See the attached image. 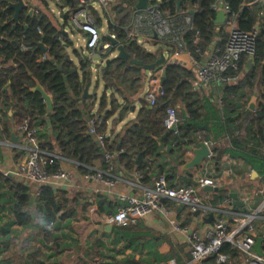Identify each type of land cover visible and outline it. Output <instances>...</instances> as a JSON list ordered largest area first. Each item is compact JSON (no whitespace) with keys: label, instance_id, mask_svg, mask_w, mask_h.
<instances>
[{"label":"trees","instance_id":"16d2710c","mask_svg":"<svg viewBox=\"0 0 264 264\" xmlns=\"http://www.w3.org/2000/svg\"><path fill=\"white\" fill-rule=\"evenodd\" d=\"M8 1L16 0H0V134L3 139L9 140L12 129L27 120L29 127L36 130L41 148L57 156L47 161L45 167L48 173L60 171L61 158L75 161L81 175L93 173L87 167L106 171L108 166L104 154L109 153L113 174L117 164L130 174H141L140 180L144 184L153 181L154 171L157 176L164 175L171 186L179 183L195 186L191 171L181 172L182 176H179L176 169L166 164L163 158H166V154L178 155V163L183 165L185 159L182 155L186 147L197 146L198 140L216 144L228 138V144H223L221 148L213 147V155L207 163L216 167L225 154L234 162L247 163L264 178V5L259 0L250 5L244 4L246 0H222L230 13L237 15L238 27L244 31L256 30V38L251 67L245 70L249 60L241 59L238 80L219 88L223 104L221 108L212 100L214 90L210 93L192 90L195 77L191 70L168 64L162 84L163 95L157 98L152 108L142 100L133 118H129V115L135 112V95L141 89V81H145L148 71L128 60L110 58L107 69H101L102 96L98 101L94 95L83 99L84 87L91 77L88 60L77 50H73L76 61L65 59L66 49L71 45L67 35L53 23L51 16L33 5L29 7L35 8L38 13L29 16L28 8L21 11L18 23L13 27L14 11L8 8ZM169 1L174 28L182 32V40L194 56L199 57L196 48L204 57L213 51L222 52L227 39L225 23L217 29L213 22L220 0ZM39 2L46 8L45 0ZM59 2L62 7L75 4V0ZM136 3L137 0H117L112 7L115 16L113 22L118 26L128 24ZM165 4L166 0H162V8L169 7ZM189 11L194 13L191 14V24L186 25L184 15ZM97 18L100 26L98 13ZM118 41L130 58L142 64L157 60L156 54L146 52L133 42L121 38ZM39 42L48 48L53 62L44 58L37 48ZM160 43L170 50L168 43ZM160 70L161 67H156L152 72ZM36 83L51 97L50 112L46 110L40 94L31 91ZM254 92H257V103L255 111H251L248 109V99ZM169 107L176 108L178 132H169L162 143H158L156 138L165 132L163 120ZM112 118L115 122L126 121L120 131H110L101 147L88 132L89 120H94L96 132L107 133L108 122ZM164 145L167 147L166 154L161 152ZM139 153L142 160L136 164ZM153 165L157 170L153 169ZM232 167L235 170L239 168L237 163ZM0 181L8 183L1 175ZM7 186L15 199L12 202L15 221L21 224L29 217L28 187L14 182ZM211 195L212 204H218L227 197L226 193L219 192ZM60 200L55 190L44 184L39 187V194L35 198V211L47 222H53L61 211ZM121 229V226L115 225L114 235L129 238ZM262 238L264 248V236ZM128 243H131L130 238ZM221 252L228 256L231 264H240L241 254L229 244H224ZM186 259L190 262V255ZM230 263L227 261L224 264ZM131 264L139 263L131 261ZM201 264L216 263L214 258H209Z\"/></svg>","mask_w":264,"mask_h":264},{"label":"crops","instance_id":"0c3cea01","mask_svg":"<svg viewBox=\"0 0 264 264\" xmlns=\"http://www.w3.org/2000/svg\"><path fill=\"white\" fill-rule=\"evenodd\" d=\"M23 1L25 3L27 0ZM57 1L60 9L68 7L60 6L62 4L59 0ZM256 1L258 0H246L244 4L250 5ZM25 4L28 10L31 9L29 0ZM35 7L37 10L45 11L47 15L52 17L53 23L57 27L59 26L56 23V19L53 18L54 16L47 12V6L46 8ZM71 7L72 5L68 8ZM94 14L97 19V13ZM112 15L114 19L113 12ZM59 17L62 20H68L65 14H60ZM100 23L102 25L101 21ZM77 32L79 33L80 31L77 30ZM151 53L156 54V56L159 55L157 48L151 50ZM181 59L186 63L183 68L191 70L194 75V69L190 68L189 58L183 55ZM245 59L249 60L251 67V58ZM103 63H105V60ZM100 67L101 74L104 64H101ZM160 67L162 70L165 65ZM250 67L245 66V70ZM154 72L158 73L159 71ZM144 80L147 82V77H144ZM141 82L142 87L135 95L137 100L134 103L135 112H132L129 118L135 116L137 109L142 105V100L146 103L144 96L145 81ZM224 85L226 83L216 84L210 82L200 88V90H204L206 93L214 90L215 94L214 96L212 95V100L221 108L223 104L219 88ZM255 102L257 103V97ZM95 109H97V106ZM125 121L126 119L115 122L113 118L110 119L108 122L109 135L110 131L113 133L120 131ZM12 135L16 140L19 138V135L15 132V127L12 129ZM0 140H5L1 137V134ZM223 144H228V139L216 144L212 143L210 150L213 153L215 145L221 148ZM166 149L167 147L164 145L161 152L166 154ZM166 155L163 161L176 169L179 176H182L181 172H184V170H181L182 165L178 163L180 157L173 154ZM192 156V152L185 149L182 158L186 162ZM23 158V155L18 154L15 150L0 146V175L8 180L6 184L0 181V264H131V261L139 264H189L190 262L186 258L190 255L191 243L186 237V232L175 228L173 222L180 228L196 230L200 236H204L212 228V224L217 218V215H213L210 222H205L203 219L206 216L202 217L199 214L194 216L186 208L169 203V213L156 212L141 218L136 224L121 227V231L131 240L129 244V238L121 237V234L118 236L114 235L113 228L115 225L109 223L107 217L113 214L121 204L117 199L118 194L139 196L140 191L130 183V181H135L136 172L130 174L125 168L117 167V164H115L116 170L112 174L116 179L113 185H108L96 179L85 178V175H81L77 171L73 160L62 158L60 171L66 172L69 178L67 180L52 181L47 184L61 198V211L56 214V220L47 222L41 214H37L35 211V198L39 194L36 184L26 181L19 175V168ZM208 160L209 158L204 160L199 168L187 170L191 171L194 176V183L200 176L211 177L215 180L216 186L212 187L215 189L211 191H205L203 188L197 189L198 197L205 204L220 205L224 200L230 199L228 194L231 192L236 193L238 199L244 202L245 210L257 206L264 199V178L260 177L247 163L234 162L225 154L222 155L216 167L209 165L207 163ZM140 161H135V163L139 164ZM235 163L239 167L236 170L232 167ZM153 169L157 170L155 165H153ZM152 176L153 180L157 177L154 171H152ZM12 182L22 183L28 187L29 217L27 221L21 224L15 221V213L12 211V202L15 199L12 196V191L7 188V185ZM216 192L226 193L227 197L218 204H212L211 194ZM245 210L236 209L239 212ZM226 221L232 226L237 224V219L234 216L226 217ZM107 225H110L111 228H107ZM251 234L255 240L257 237L262 238L264 236V223L256 221L253 224ZM261 249L264 255L263 241ZM239 253L241 254L240 264H247L246 256L241 252ZM214 259L216 264H221V262L216 261L215 257ZM227 261L230 263L227 258L223 264Z\"/></svg>","mask_w":264,"mask_h":264},{"label":"built area","instance_id":"2783aa9c","mask_svg":"<svg viewBox=\"0 0 264 264\" xmlns=\"http://www.w3.org/2000/svg\"><path fill=\"white\" fill-rule=\"evenodd\" d=\"M262 4L264 0H259ZM169 0H166V6L162 8V0H147L145 9H134L131 13V19L128 24L118 26L113 22L112 7L117 0H75L71 8H62L59 14H65L68 17L73 28L83 33L84 45L80 48V55L84 56L89 62L90 72L97 73L93 67L94 57L100 58V63L107 58H116L117 46L121 38L124 41L133 42L141 46L146 52L150 48L145 45L147 42L154 43L157 46L159 55L163 54L166 65L176 64L182 67L186 63L181 59L186 55L190 60V68L194 69L195 81L192 84V90L197 91L210 82L216 84L235 83L239 78V62L242 58H252L255 53L256 30L244 31L237 25V15L231 14L226 5L220 0L216 7L217 11L223 9L226 13L225 27L227 39L222 52L213 51L204 57L198 48L195 52L199 57L187 49L183 40L182 32L174 28V23L170 18ZM264 5V4H263ZM27 6V5H26ZM33 8V7H31ZM35 14L38 11L33 8ZM191 11L184 15V22L190 25ZM98 17L103 25H97ZM107 35L104 36V30ZM120 37V38H119ZM145 43L141 44L143 39ZM115 40L117 44H113ZM197 38H195V41ZM160 42H166L170 45V50L161 46ZM123 46V45H122ZM44 58L46 55L43 53ZM92 78V76H91ZM93 78H97L94 76ZM147 82L145 84V102L148 107L155 106L157 98L163 95L160 85L161 70L158 73L148 71ZM179 118L176 109L169 107L166 109L163 126L166 131L177 134V125ZM89 134L93 136L102 147L105 138L109 133H98L94 128V120H89ZM15 132L19 135L16 142L11 140H0V146L10 148L23 155V162L19 168V175L26 181L36 184L37 192L39 187L49 184L52 181L67 180L68 174L64 171L48 173L46 163L51 157H57L54 153L41 148L36 135L35 128H30L27 120H23L15 126ZM237 134V133H236ZM225 138L224 140H227ZM210 150L212 142L204 141ZM213 155L209 151L208 158ZM62 159V158H61ZM104 161L108 168L106 171H95L90 167L93 173L85 174V178L96 179L108 185H113L115 176L111 173V154H104ZM76 164L75 161H73ZM141 174H135V181H130L133 187L140 193L138 197L118 194L117 199L121 202L117 210L107 217V221L116 226H127L136 224L141 218L154 213L167 214L170 212L169 203L182 206L190 213L198 211L199 216L205 217L209 213L217 215L212 224V228L200 236L196 230L180 228L173 222L175 228L186 232V237L191 243L190 263L201 264L209 258H216L217 262H225L228 256L221 252L224 244H229L237 251L246 256L247 264H264V255L259 256L253 249L255 242L251 234L253 224L256 221L264 223V199L254 207L245 211H234L231 200L226 199L220 205L205 204L197 195L198 188L205 186L215 187L216 182L213 178L200 176L196 180L195 186H185L182 184L169 185L164 175H158L151 184L141 182ZM234 216L237 224L233 226L226 221V217Z\"/></svg>","mask_w":264,"mask_h":264},{"label":"water","instance_id":"95a60500","mask_svg":"<svg viewBox=\"0 0 264 264\" xmlns=\"http://www.w3.org/2000/svg\"><path fill=\"white\" fill-rule=\"evenodd\" d=\"M146 7H147V0H137V3L135 5L136 9H145ZM8 8L13 9V11H14L13 12V18H12L13 27H14L18 23L20 12L25 10L27 8V6L23 0H17L16 2H9L8 1ZM32 12H33V8L29 9L28 15H31ZM190 13L193 14L194 12L191 11ZM262 16H264V14ZM225 20H226L225 11L223 9L218 10L217 14L213 20L214 24H216L218 26L217 29H219L220 25L223 24L225 22ZM257 28H258V24H256L255 29H257ZM62 32L64 35L66 34L64 31H62ZM111 41L113 44H117V42L115 40H111ZM37 48H39L42 51V53H44L46 55V58L48 61L53 62V58L49 56L47 47H45L41 42H39L37 44ZM117 50H118V53H117L116 58L128 60L132 64L142 66V69L144 71H152L156 67H160V66L165 65V67H163L161 70L160 85L162 86L164 78H165V68L167 66L165 63L166 60H165V57L163 56V54H160L159 58L151 64H142L141 61L130 58L122 45L119 44L117 46ZM65 59L72 60L71 58H69L68 52L65 55ZM109 61H110V59H108V58L105 60L104 71L107 69ZM246 67H250V62L247 63ZM91 81H92V78L90 77L87 84L84 87V90H83V94H82L83 99L89 98L91 96V94L88 93V89L90 87ZM31 91L38 92L40 94L41 98L44 101L46 110L48 112H50L52 109V100H51V97L45 92L43 87L41 85H39L38 83H36V85L31 89ZM253 95L254 96H252L248 102V108L251 111H255V109H256V104H255L256 102L255 101H256V97H257V92H254ZM168 135H169V131H165L162 136H160L159 138L156 139L157 142L160 143ZM10 140L12 142H16V139H15V137H13V135L11 136ZM186 150L191 151L193 156L181 166L182 171L183 170L184 171L193 170L195 168L201 167L204 160H206L208 158L209 151H210L209 148L204 143V141H200V140H198L197 147L193 148L192 146H188V147H186ZM140 159L141 158H140V154H139L137 156L136 161L139 162ZM254 174H255V172H254ZM203 189L205 191H211L215 188H212L211 186H205ZM228 197L231 199V205L233 206L234 210L239 209V208H241L242 210H245L244 202L238 199V196L236 193L231 192L228 194ZM31 198H32V196H31ZM193 215L198 216V211L194 212ZM212 218H213V214L209 213L203 220L205 222H210L212 220ZM107 228H111V226L107 225ZM262 241H263V239L261 237H257L255 242H254V245H253L254 251L259 256H263V252L261 249L262 248Z\"/></svg>","mask_w":264,"mask_h":264},{"label":"rangeland","instance_id":"374dc122","mask_svg":"<svg viewBox=\"0 0 264 264\" xmlns=\"http://www.w3.org/2000/svg\"><path fill=\"white\" fill-rule=\"evenodd\" d=\"M45 1L47 4V12L51 13L54 16L53 18L56 19V23H58L57 25H59L61 27L60 30H63L67 34V37L70 41L71 45L69 46V48L66 49V51L69 54V58L76 61L73 50H77L79 53H81L80 48H82V46L84 45L83 34H81L80 32L78 33L77 30L72 27L69 20L65 21V20L60 19L59 12L61 11V9L58 6L57 0H45ZM29 2L31 5H35V6H38L40 8L44 7L39 2V0H29ZM25 3H28V0L25 1ZM263 4H264V2H263ZM102 25H103V23H102ZM103 35L104 36L107 35L106 29L104 30ZM145 41H147V40L144 38L143 41L141 42V44L145 43ZM153 44L154 43H151V42L145 43V45L148 46V48H150V50H154L155 48H157L156 45L152 46ZM84 56H87V55H84ZM92 64H93V67L97 69V73L91 72L92 81H91L90 87L88 89V93H90L91 95H94L98 101L100 99V97L102 96V93H103V83H102L101 75H100V68H101L100 67V65H101L100 59L98 57H94ZM94 76H96L97 78H93ZM145 84H146V80H145ZM106 93L108 94L109 92L107 91Z\"/></svg>","mask_w":264,"mask_h":264}]
</instances>
